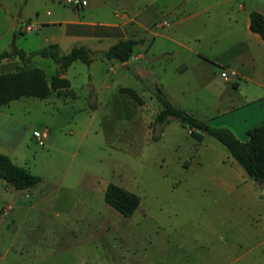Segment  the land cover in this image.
Returning <instances> with one entry per match:
<instances>
[{
  "label": "rangeland",
  "instance_id": "obj_1",
  "mask_svg": "<svg viewBox=\"0 0 264 264\" xmlns=\"http://www.w3.org/2000/svg\"><path fill=\"white\" fill-rule=\"evenodd\" d=\"M3 1L20 18L10 28L0 7V52L9 50L13 33L27 55L50 44L62 55L80 46L106 51L124 37L95 26L90 38L66 24L112 21L123 0H89L80 11L62 0ZM143 1L154 19L133 40L125 63L94 57L88 66L77 61L59 71L36 55L0 66V73L38 67L48 80L58 75L70 82L47 99L22 98L2 108L20 128L14 152L0 153L41 181L18 191L0 179V264H264V242L247 239L245 246L233 237L264 208L231 202L214 183L229 156L225 148L206 133L196 143L175 119L160 132L153 124L157 87L211 128L240 137L242 127L264 126V44L247 35L246 22L251 12L264 15V0L137 3ZM224 63L240 76L224 81ZM119 88L136 91L142 105ZM44 130L48 139L39 146ZM108 184L139 198L131 217L104 202Z\"/></svg>",
  "mask_w": 264,
  "mask_h": 264
},
{
  "label": "trees",
  "instance_id": "obj_2",
  "mask_svg": "<svg viewBox=\"0 0 264 264\" xmlns=\"http://www.w3.org/2000/svg\"><path fill=\"white\" fill-rule=\"evenodd\" d=\"M25 2L26 0H23V3ZM248 28L251 33L264 41V15L251 12ZM16 36V33L12 34L9 50L0 52V62L13 57H17L21 62H27L29 58L37 55L50 59L59 71L67 70L76 61L88 66L94 57L125 63L131 57L136 45V42L131 39H119L106 51H92L87 47L80 46L72 47L67 54L62 55L56 44H50L45 49L27 55L25 52L17 50L15 46ZM69 87L70 82L66 78L55 75L48 80L44 71L38 67L0 73V107L22 98L47 99L52 93L66 90ZM118 92L128 96L138 105L143 103L136 91L130 88H119ZM153 95L159 105L153 124L159 126V132L170 119H175L198 144L202 141L201 134L206 133L225 148L242 168L248 179L254 183L261 182L259 185L264 188L263 127L249 130L247 133L248 139L241 142L228 129L211 128L205 121L199 120L176 107L162 93L161 89L156 87ZM152 138L157 139L153 133ZM0 179L18 191L34 188L41 181L39 177L30 174L28 170L15 165L9 157L2 153H0ZM103 200L108 206L126 218L131 217L139 205V198L135 194L113 184L106 186Z\"/></svg>",
  "mask_w": 264,
  "mask_h": 264
},
{
  "label": "crops",
  "instance_id": "obj_3",
  "mask_svg": "<svg viewBox=\"0 0 264 264\" xmlns=\"http://www.w3.org/2000/svg\"><path fill=\"white\" fill-rule=\"evenodd\" d=\"M85 1H86V5L83 8L88 7L90 4L89 0H85ZM137 1L138 0H135V1L123 0V3H118L115 11L113 12V20L109 22L107 21L94 22L91 20H85V19L78 18L75 21H70V22H67L66 24L67 26H71L73 33H78V32H75L74 30V29H78L81 35L89 36L90 38L93 37L92 36L93 28L95 26H101V27H106V28L99 27L101 29L100 33L108 32L110 29L112 30L113 28V30L119 29L124 33V37H121L120 39H131V40L139 39L138 35L142 33L143 31L142 29L145 30V28L147 27L149 23L148 18H150L151 20L154 19V12L150 11V9L146 7V4L151 6L150 3H145L144 1L142 3L141 2L137 3ZM134 2L136 4H139V6H142V7H139L141 9H139L138 12L132 11L133 7L135 6ZM0 7L3 13L5 14L6 21L9 22V27L10 28L16 27L18 25V20L20 16L18 17L12 16L11 12L8 10V6L4 3L3 0H0ZM80 10H76V11H80ZM146 19H147V22H145ZM246 22H247V29H248L247 35L255 39L258 44H264V41H262L257 35L250 32L248 28L249 17L247 18ZM51 23H56V22H51ZM158 35H159L158 33H155L156 37ZM105 36L107 37L108 35L102 34L99 37L104 38ZM94 38L96 37L94 36ZM153 44L151 45V47L153 46ZM16 58L14 57L10 59H4L2 60L0 66L4 67L5 65H8V64H12V63L15 64L18 61L16 60ZM204 60L209 64H212L215 66L217 65L215 64L213 60H210L207 58H204ZM74 63H72V65ZM225 64L226 63L222 65L224 66ZM228 67L229 66L225 65V68H228ZM220 68H224V67H220ZM237 74L238 76H236L235 78H238L240 76L238 71H237ZM232 84L236 86V82H233ZM169 101L176 107L180 108L179 105H177L174 101H171L170 99ZM255 101L257 102V100ZM11 103H9L6 106L0 107V148L1 150H9L10 152H14L15 146L13 145V143H14L15 138L18 135L20 123L17 120L13 119L11 115H8L5 111L2 110L3 107H9ZM250 103H253V102L241 103L239 105L232 107L230 111L240 109L244 105H247ZM206 124L208 123L206 122ZM260 127L264 128V126H256L252 128L242 127V131L238 130V132L240 133V137H237V135H234V136L239 141L244 142L248 139L247 133L249 130L254 129V128H260ZM218 172L219 174L216 177H214V183L219 189L227 192L230 197H233L231 202L234 201L239 204L243 203L249 206L254 205L256 207L259 206V208H264V188H262L259 184L254 183L253 181L248 179L244 171L242 170V168L234 161V159L230 155L225 156V158L221 161L220 166L218 168ZM233 237H235L236 239H239L240 243L245 246H248V244L252 240L256 242V244H253L254 246H258L261 243V241L264 242V211L257 213L256 216H253L251 220H248L244 226L239 227L238 231L235 232ZM247 239H250L251 241L247 242Z\"/></svg>",
  "mask_w": 264,
  "mask_h": 264
},
{
  "label": "built area",
  "instance_id": "obj_4",
  "mask_svg": "<svg viewBox=\"0 0 264 264\" xmlns=\"http://www.w3.org/2000/svg\"><path fill=\"white\" fill-rule=\"evenodd\" d=\"M63 3L75 10H80L82 9L85 5H86V1L85 0H62ZM25 31H30L31 27L30 26H26L24 28ZM236 72L235 70L231 69V68H221L220 71V77L224 80V81H228L231 78L236 77ZM48 139V130H44L42 131L38 136H37V143L39 146H43L44 143H46Z\"/></svg>",
  "mask_w": 264,
  "mask_h": 264
},
{
  "label": "water",
  "instance_id": "obj_5",
  "mask_svg": "<svg viewBox=\"0 0 264 264\" xmlns=\"http://www.w3.org/2000/svg\"><path fill=\"white\" fill-rule=\"evenodd\" d=\"M123 69H127V66L126 65H123L122 66ZM206 130V129H205ZM257 184H261V182H258Z\"/></svg>",
  "mask_w": 264,
  "mask_h": 264
}]
</instances>
